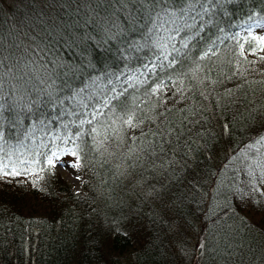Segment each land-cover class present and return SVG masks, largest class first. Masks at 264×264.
I'll list each match as a JSON object with an SVG mask.
<instances>
[{
    "label": "trees",
    "instance_id": "obj_1",
    "mask_svg": "<svg viewBox=\"0 0 264 264\" xmlns=\"http://www.w3.org/2000/svg\"><path fill=\"white\" fill-rule=\"evenodd\" d=\"M165 6L195 27L149 37L135 2H0V166L21 173L0 175V264H264V45L240 25L264 0ZM158 40L179 59L149 72ZM64 145L80 190L47 165Z\"/></svg>",
    "mask_w": 264,
    "mask_h": 264
},
{
    "label": "snow or ice",
    "instance_id": "obj_2",
    "mask_svg": "<svg viewBox=\"0 0 264 264\" xmlns=\"http://www.w3.org/2000/svg\"><path fill=\"white\" fill-rule=\"evenodd\" d=\"M116 3L120 4V6L122 8H125L127 10V5L129 3H139L145 10L146 14H147V20L145 21V23L148 25V27L146 28V31L149 35V37L156 35L159 36L160 31L164 30V31H175L177 34L180 33V31L183 28H193L195 27V22H196V17H191L193 23L189 24L187 22V20L184 21V23L182 25H178L177 24V19L179 17H182L185 15V11L184 9H180L179 11L175 10V9H169L168 7H166V3L167 0H115ZM129 15H132V12H129ZM134 18V17H133ZM167 24H172L175 27L173 29H167L165 27V25ZM203 25H201L202 27ZM194 37L189 36L188 37V41L185 42L182 47L187 48L188 47V43L193 39ZM183 39V38H182ZM253 39H256L255 37ZM264 39V38H262ZM171 38H169V42H170ZM157 45L160 48V52L158 53V55L156 56L157 60H160L161 62L159 64L156 63H147L144 65V67L149 71V72H155V70L157 68L163 70L165 67L168 68H174L177 60L179 59V53H180V49L176 48L174 45L172 46V52H167L166 49L168 47L167 43H161V41H157ZM241 47H243L241 45ZM41 51H43V49H41ZM212 52V49H208L207 51H205L204 53V57L208 56L209 53ZM173 53H175V55H173ZM171 57V58H170ZM204 57H200L201 59H203ZM8 59V57L3 56L2 52H0V70H3L5 68V64L4 61ZM163 61H168V63L165 65L163 63ZM9 71L11 70L12 65H9ZM194 71H199V69H195ZM178 72V76L177 78L179 79L180 75H183L182 72H179V70H177ZM51 79V78H50ZM169 79L171 80L172 77L169 76ZM174 85L176 84V81H173ZM55 85V81L51 80V83L49 85V87H54ZM3 85L0 84V90H2ZM161 88V84L160 83H156L154 87H152L151 91L153 94H155L156 92H158ZM177 91H182V88L177 87ZM122 94V93H121ZM45 95L48 98V102L49 103H55L56 100L53 99V93L52 92H46ZM42 101L39 98H35L33 100L30 101V106L31 105H35V106H39V104ZM3 104H0V109H3ZM93 118H95V115L93 116ZM139 117H136L134 114H129L127 115V118L123 119V123L128 125L129 127H135L136 124H134V120H138ZM81 124L85 123V121L81 120L80 122ZM88 123H91V120L88 121ZM65 127H67V125H65ZM91 132H95V129H91ZM77 138H79L81 136V133L79 131H77V133L75 134ZM71 140V138H69ZM256 145H261L264 146V136H260L252 145H249V148H255ZM0 148H2V146H0ZM79 148V145H77L76 149L71 150V154L73 156H77V149ZM257 151H259V149H257ZM52 157H55L56 160H59V154L58 153H52L51 154ZM78 158V156H77ZM47 165L48 167H55V161L52 158H48L47 159ZM74 167L76 166L75 164L73 165ZM255 169H259L260 170V179H261V183H264V161H261L259 159L254 160L251 164L248 165V175L250 177H252L253 180H255L256 178V174H255ZM41 171H43L44 169H40ZM21 173L15 169L12 168L11 171L8 170V166L7 165H3L0 166V175H4V176H8V175H12V176H17L20 175ZM27 174H31V173H27ZM35 183V181H34ZM255 191H259L258 188H254ZM262 195H264V193H262ZM201 249L204 248V244L202 243L199 246Z\"/></svg>",
    "mask_w": 264,
    "mask_h": 264
},
{
    "label": "rangeland",
    "instance_id": "obj_3",
    "mask_svg": "<svg viewBox=\"0 0 264 264\" xmlns=\"http://www.w3.org/2000/svg\"><path fill=\"white\" fill-rule=\"evenodd\" d=\"M8 1L9 0H0V2L4 3L5 5ZM240 25L242 27V35H249L253 38L255 37L257 41H261L264 45V39H262L264 38V17H246L241 21ZM129 76L132 77L131 74ZM127 79L129 78L127 77ZM52 153H58L59 160H56L55 157H52ZM49 158H52L55 161L54 168L63 176V178L69 183V185L74 190H80L82 185V175L78 169L76 158L71 154V147L64 145L63 147H60L51 152ZM74 164L76 165L75 167L73 166ZM259 184L263 185L264 183H261L260 181ZM177 235L175 240L180 242V238ZM129 257L130 255H121L118 257V262H120V264H131V259Z\"/></svg>",
    "mask_w": 264,
    "mask_h": 264
}]
</instances>
